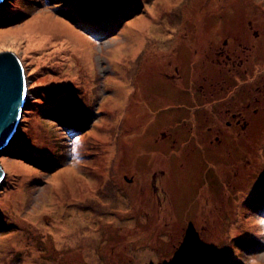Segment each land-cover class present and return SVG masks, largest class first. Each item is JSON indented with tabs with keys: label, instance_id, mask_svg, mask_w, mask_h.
Here are the masks:
<instances>
[{
	"label": "rangeland",
	"instance_id": "obj_1",
	"mask_svg": "<svg viewBox=\"0 0 264 264\" xmlns=\"http://www.w3.org/2000/svg\"><path fill=\"white\" fill-rule=\"evenodd\" d=\"M217 43L262 118L264 0H5L0 53L21 60L28 98L0 156V264H180L190 247L264 264V188L248 198L264 119L212 79ZM241 112L249 133L228 136Z\"/></svg>",
	"mask_w": 264,
	"mask_h": 264
},
{
	"label": "water",
	"instance_id": "obj_2",
	"mask_svg": "<svg viewBox=\"0 0 264 264\" xmlns=\"http://www.w3.org/2000/svg\"><path fill=\"white\" fill-rule=\"evenodd\" d=\"M5 0H0V8ZM28 98L27 77L19 57L0 53V156L9 148L25 110ZM5 173L0 164V186Z\"/></svg>",
	"mask_w": 264,
	"mask_h": 264
},
{
	"label": "trees",
	"instance_id": "obj_3",
	"mask_svg": "<svg viewBox=\"0 0 264 264\" xmlns=\"http://www.w3.org/2000/svg\"><path fill=\"white\" fill-rule=\"evenodd\" d=\"M220 45V43H217V44H215V45H213L210 49L211 50H213L214 51V54H213V56L210 54V50H209V54L207 55V62H208V64H209V66H214V64H215V59H213L214 58V55L216 56V57H219L220 56V53H224V51H222V52H215V50L218 48V46ZM216 46H217V48H216ZM252 46H255L256 47V45L255 44H252ZM247 51V49L246 48H243L242 49V52H246ZM251 51V50H250ZM202 57L203 56H201V58H199V60L200 59H202ZM228 57V56H227ZM198 60V61H199ZM246 61H248V60H246ZM226 62H228V61H226ZM214 63V64H213ZM240 68H242V64H241V66L240 67H238V70H235L236 71V73H239V71L241 70ZM240 69V70H239ZM255 69H257V66H255ZM228 71H231V70H228ZM248 72V71H247ZM222 74H224L225 75V71H224V69H221V68H219L218 69V67L216 66V64H215V66H214V72H213V74H212V76L213 75H215L217 78H213L212 77V79H214L215 81H216V83H219L220 85L219 86H224V87H227L228 88V91H232L230 94H232V93H234V95H233V98L230 100V104H231V106H232V109H234L237 105H239V107L241 108V107H245V106H247V108H246V111H248V113H250L251 115H252V117H251V115L249 114L248 116L249 117H251V118H253L254 120H256V117H259L258 115L259 114H256V115H253L252 114V111H255V110H257V108H253V106H251L250 107V105L251 104H253V103H251L252 102V100H250V98H252V96H253V92L251 91V93H247L246 95H244L245 94V90H246V84L248 83V79L247 80H242V82L241 81H238V80H235V83H234V85H229L230 86V88L227 86V84L228 83H225L224 81L226 80V79H224L223 77H222ZM257 74H260V77H258V78H260V80L261 79H263L264 78V73L263 72H261V73H259V72H256L255 73V75H257ZM245 74H243L242 76H244ZM254 75V76H255ZM175 78V77H174ZM236 79H241L240 77H236ZM231 81V80H230ZM207 82H209V81H207ZM210 86H214V85H210ZM238 87H240V91H238ZM241 92H243V93H241ZM248 97V98H247ZM246 98H247V104L245 105L244 104V102H245V100H246ZM29 105H33V103H29ZM27 106V105H26ZM250 107V108H249ZM264 108V107H263ZM262 108V109H263ZM25 112H27V110L25 109ZM241 114H242V116H243V113L241 112ZM230 116H229V120L232 122V123H230V124H228L227 126H224V127H228V129L230 128V130H229V132H228V136L230 135V132H231V130H233L235 127H239V128H242V132L243 133H249L248 131L251 129V124L253 125V123L254 122H252V123H249V124H247V122L244 124L245 125V127L243 128V127H241V124H239V123H237V122H235V121H233L232 120V118H233V116H234V114L233 113H230L229 114ZM245 118V120H247L246 118H247V116L246 117H244ZM258 119V121H260V120H262V119H264V116L260 119V117L259 118H257ZM257 121V120H256ZM218 128L216 129V131L219 133V131H220V128L222 127V125H218L217 126ZM253 128H255V126H252ZM226 128H224V131H225V133H226ZM215 130H214V135H215V137L216 136H218L217 135V132H216ZM226 136H227V134H226ZM157 141V140H156ZM217 141H218V139H217ZM210 145H212V146H214V144L212 143V144H210ZM127 152V151H126ZM9 157H12V158H14V156H9ZM18 157V158H17ZM17 157H15V158H17V159H20L21 161H23V162H26L27 164H30V165H36V162H35V160H30V159H28V157H27V155L26 154H23V155H17ZM229 171V170H228ZM261 177L262 176H258V175H256V177L253 179V182H254V184H253V191L252 192H249V188L248 187H246V189L245 190H238V194H240V193H248V195H249V197L248 198H250L251 196H253L255 193V190L256 189H263L264 188V180H262L261 179ZM149 178V177H148ZM242 184L243 185H246L243 181H242ZM229 187H230V185H229ZM217 215H220V212L218 211L217 212ZM231 223V222H230ZM230 223H229V225H230ZM208 243L207 242H205V246H204V248L206 247V245H207ZM208 247V246H207ZM206 247V248H207ZM178 249L177 250H182V248H179V247H177ZM205 248V249H206ZM177 253V254H176ZM183 253V252H182ZM202 252H198V253H196V252H192V247H190V249H188L187 250V252H185V258L183 257V255L182 254H179L178 252H175V255L170 259V260H175V261H177V263H178V261L180 260V264H191V262L192 261H196L198 264H213L212 262H209V261H199L198 260V256L201 254ZM190 257H193V258H190ZM171 263V262H170ZM170 263H165V264H170Z\"/></svg>",
	"mask_w": 264,
	"mask_h": 264
},
{
	"label": "bare ground",
	"instance_id": "obj_4",
	"mask_svg": "<svg viewBox=\"0 0 264 264\" xmlns=\"http://www.w3.org/2000/svg\"><path fill=\"white\" fill-rule=\"evenodd\" d=\"M29 28H30V26L26 29V30H22V31H13L14 33H15V35H17V34H19L20 33V35H21V33H23V32H26V35H28V30H29ZM32 33H35V32H39V29H37V26L34 28V30L33 31H31ZM11 34H7V37L8 36H10ZM3 36H6V35H3ZM25 38L27 39V40H29V41H31L32 40V38L31 37H29V36H25ZM33 42V40L31 41V43ZM29 50V48H27V51Z\"/></svg>",
	"mask_w": 264,
	"mask_h": 264
},
{
	"label": "flooded vegetation",
	"instance_id": "obj_5",
	"mask_svg": "<svg viewBox=\"0 0 264 264\" xmlns=\"http://www.w3.org/2000/svg\"><path fill=\"white\" fill-rule=\"evenodd\" d=\"M222 77L225 79L224 74H222ZM224 82L227 83L226 80ZM257 118H259V117H256V120H258ZM232 120L235 121V122H237V123H239V124H242V123H244L245 118L242 116V114H239V115H234L233 118H232Z\"/></svg>",
	"mask_w": 264,
	"mask_h": 264
}]
</instances>
